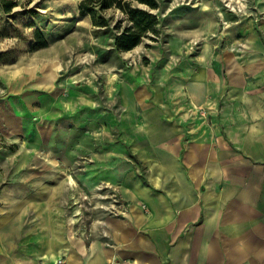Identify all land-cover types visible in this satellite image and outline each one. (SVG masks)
I'll return each mask as SVG.
<instances>
[{
	"label": "crops",
	"instance_id": "crops-1",
	"mask_svg": "<svg viewBox=\"0 0 264 264\" xmlns=\"http://www.w3.org/2000/svg\"><path fill=\"white\" fill-rule=\"evenodd\" d=\"M249 47L201 55L193 73L181 70L158 83L123 70L120 119L100 110L73 126L100 129L105 141L118 140L119 124L128 149L103 141L94 154L98 177L90 169L82 183L94 193L99 180L119 179L130 189L127 217L59 211V186L67 183L68 193L75 185L57 179L29 198L32 209L2 212L0 264H264V44L256 32ZM192 105L213 108L194 128L189 114H180ZM129 154L147 168L148 186L135 179L133 161L122 162ZM89 215L92 222H84ZM18 218L35 222L10 227Z\"/></svg>",
	"mask_w": 264,
	"mask_h": 264
},
{
	"label": "rangeland",
	"instance_id": "rangeland-1",
	"mask_svg": "<svg viewBox=\"0 0 264 264\" xmlns=\"http://www.w3.org/2000/svg\"><path fill=\"white\" fill-rule=\"evenodd\" d=\"M82 1L16 0L11 14L0 7V215L32 209L35 202L29 198L50 190L59 179L75 185L68 193L67 183L59 186L54 195L59 211L127 217L130 189L122 188L119 179L99 180L94 193L84 187L90 169L98 177L94 154L104 139H99L100 129L73 123L100 110L120 119L117 93L123 70H137L150 84L158 83L181 70L193 73L201 55L248 51L254 32L264 44V0H155L157 9L138 5L156 14L159 24L157 33H148L129 52L114 46L120 31L115 26H127L125 15L116 8L98 12L97 19L104 17L108 26H96L92 16L81 11ZM43 41L46 46L40 47ZM212 109L192 105L180 114L188 113L194 128L198 117L206 119ZM107 131L113 133L115 127ZM120 138L118 124V140L108 136L103 147L128 149ZM131 161L135 179L148 186L147 168L130 154L122 160ZM158 183L161 186V178ZM67 195H74L69 205ZM88 217L84 222H92ZM34 222L18 218L9 225L27 228Z\"/></svg>",
	"mask_w": 264,
	"mask_h": 264
},
{
	"label": "trees",
	"instance_id": "trees-1",
	"mask_svg": "<svg viewBox=\"0 0 264 264\" xmlns=\"http://www.w3.org/2000/svg\"><path fill=\"white\" fill-rule=\"evenodd\" d=\"M138 5H145L150 9H157L155 0H83L80 9L84 14H89L94 24L100 27H107L108 23L104 17L97 19L96 14L111 8L119 9L125 15L127 26L122 30V24L115 26L120 30L114 38L116 50L129 52L138 47L148 33H157L156 26L159 18L153 12L140 8ZM0 7L5 14H11L17 7L16 0H0ZM121 23V22H120ZM40 36V33H38ZM41 40L42 37L40 36ZM46 42L40 47H45Z\"/></svg>",
	"mask_w": 264,
	"mask_h": 264
},
{
	"label": "bare ground",
	"instance_id": "bare-ground-1",
	"mask_svg": "<svg viewBox=\"0 0 264 264\" xmlns=\"http://www.w3.org/2000/svg\"><path fill=\"white\" fill-rule=\"evenodd\" d=\"M73 1L75 2V0H73ZM82 61H83V60H82ZM51 70H52V68H51ZM49 72H50V71H49ZM52 73H53V72H52ZM46 75H47V74H46ZM53 76H54V75H53ZM48 77H49V76H48ZM111 77H112V78L115 77L114 74H111ZM54 79H55V78H54ZM43 80H44V79H43ZM49 80H50V79H49ZM48 82H49V81H48ZM48 82H47V83H48ZM50 82H51V81H50ZM50 82H49V83H50ZM49 83H48V84H49Z\"/></svg>",
	"mask_w": 264,
	"mask_h": 264
},
{
	"label": "built area",
	"instance_id": "built-area-1",
	"mask_svg": "<svg viewBox=\"0 0 264 264\" xmlns=\"http://www.w3.org/2000/svg\"><path fill=\"white\" fill-rule=\"evenodd\" d=\"M56 264H62L61 259L56 262Z\"/></svg>",
	"mask_w": 264,
	"mask_h": 264
}]
</instances>
